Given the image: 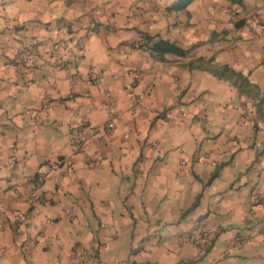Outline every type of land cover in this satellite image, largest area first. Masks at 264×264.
<instances>
[{
  "label": "crops",
  "instance_id": "obj_1",
  "mask_svg": "<svg viewBox=\"0 0 264 264\" xmlns=\"http://www.w3.org/2000/svg\"><path fill=\"white\" fill-rule=\"evenodd\" d=\"M259 16L264 0H0V264H264ZM160 39L186 54L159 58Z\"/></svg>",
  "mask_w": 264,
  "mask_h": 264
},
{
  "label": "built area",
  "instance_id": "obj_2",
  "mask_svg": "<svg viewBox=\"0 0 264 264\" xmlns=\"http://www.w3.org/2000/svg\"><path fill=\"white\" fill-rule=\"evenodd\" d=\"M257 20L260 22L261 26L264 28V18L262 16H259ZM56 52H54V56H56ZM24 59H30V56L28 54H24ZM60 66L62 68H67V65L65 63H61ZM90 81L92 84L97 85L99 83V77L95 73L91 76ZM108 99H107V105L109 108V118L106 122V128L108 130H113L115 128V119H116V112L115 108L117 105V98L112 94L111 91H108L107 93ZM97 132V128L94 126H89L83 133L79 134L76 139L77 147L82 148L85 143H87L89 140H91ZM54 171V168L49 167L47 172H39L35 178V192L33 197L36 198L37 194L43 190L46 182L51 178L52 173ZM260 203L264 204V196L260 197Z\"/></svg>",
  "mask_w": 264,
  "mask_h": 264
},
{
  "label": "trees",
  "instance_id": "obj_3",
  "mask_svg": "<svg viewBox=\"0 0 264 264\" xmlns=\"http://www.w3.org/2000/svg\"><path fill=\"white\" fill-rule=\"evenodd\" d=\"M147 40L151 39L150 37L146 38ZM152 50L157 54L159 58H163L165 54L172 53L179 56H184L186 54V50L176 46L175 44L160 39L154 45Z\"/></svg>",
  "mask_w": 264,
  "mask_h": 264
}]
</instances>
